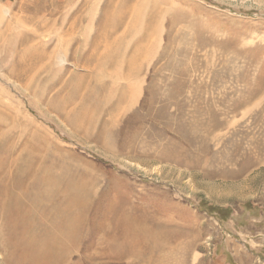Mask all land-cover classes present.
Segmentation results:
<instances>
[{"label": "rangeland", "instance_id": "rangeland-1", "mask_svg": "<svg viewBox=\"0 0 264 264\" xmlns=\"http://www.w3.org/2000/svg\"><path fill=\"white\" fill-rule=\"evenodd\" d=\"M0 264H264V0H0Z\"/></svg>", "mask_w": 264, "mask_h": 264}, {"label": "bare ground", "instance_id": "bare-ground-1", "mask_svg": "<svg viewBox=\"0 0 264 264\" xmlns=\"http://www.w3.org/2000/svg\"><path fill=\"white\" fill-rule=\"evenodd\" d=\"M148 32V31H147ZM134 70V68H132V66H130L129 67V69L127 70V72L129 73V74H131L132 72H134L133 71ZM123 93V92H122ZM125 93V92H124ZM124 95V94H123ZM125 96V95H124ZM94 107V106H93ZM89 108V107H88ZM94 109V108H93ZM96 109V108H95ZM81 110V109H80ZM79 110V111H80ZM112 120V119H111ZM18 152V151H17ZM22 156L21 155H17L16 157H14V158H10L9 160L10 161H12V163L10 164V165H12L13 166V164H14V168L16 169V170H19V169H21V167H23V165H25L26 163H24V162H21L22 161ZM19 163H21V164H19ZM12 168V167H11Z\"/></svg>", "mask_w": 264, "mask_h": 264}]
</instances>
